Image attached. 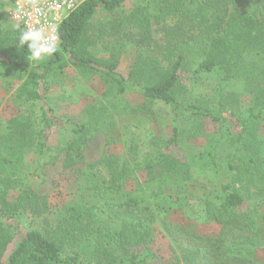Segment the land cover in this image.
Segmentation results:
<instances>
[{
	"label": "trees",
	"instance_id": "trees-1",
	"mask_svg": "<svg viewBox=\"0 0 264 264\" xmlns=\"http://www.w3.org/2000/svg\"><path fill=\"white\" fill-rule=\"evenodd\" d=\"M127 1L83 0L59 27L58 48L38 63L20 43L22 29L0 24V66L18 73L17 100L38 106L33 118L7 121L0 139V259L19 234L6 264H161L146 247L148 226L157 223L174 252L169 264H264L252 257L253 250L264 251V137L257 131L264 119V0H143L125 13ZM97 46L108 58L92 54ZM127 49L136 57L125 79L116 67ZM69 67L86 79L99 75L107 94H140L143 104L131 112L154 115L147 105L162 104L171 137L149 129L143 140H129L124 163L108 153L83 171L73 169L92 136L113 122L100 107H87L81 124L56 115L46 95ZM184 70L193 81L217 76L214 98L182 96ZM244 93L250 102L241 108ZM203 120L217 129L205 133ZM55 133L65 141L52 147ZM198 137L204 145L194 152L187 142ZM171 148L189 154L177 158ZM60 158L89 205L67 203L54 211L20 183V175ZM137 172L146 173V188L127 190V178ZM11 190L20 192L12 202ZM187 207L195 209V223L212 221L218 231L204 235L170 220V211ZM24 215L38 221L30 224Z\"/></svg>",
	"mask_w": 264,
	"mask_h": 264
},
{
	"label": "rangeland",
	"instance_id": "rangeland-1",
	"mask_svg": "<svg viewBox=\"0 0 264 264\" xmlns=\"http://www.w3.org/2000/svg\"><path fill=\"white\" fill-rule=\"evenodd\" d=\"M2 1V0H0ZM143 0H129L122 5L125 13H128L136 6H144ZM151 13V10H148ZM0 24L12 25L8 18L4 7H0ZM102 12L96 16L94 23L99 21ZM154 31L153 38L157 42H161V35L152 26ZM97 46L92 49V54L99 58H108L109 53ZM135 51L124 50L118 59L116 72H118L125 79L128 78L129 71L135 63ZM40 59H32V63H38ZM199 81H193L189 71L184 70L181 74L180 83L186 88V93L182 96L192 99H213L215 88L219 79L217 76L199 75ZM18 73L5 66H0V139L4 137L5 123L11 119H16L21 116L33 118L38 113L37 105L22 104L16 98V89L20 84ZM108 86L104 81L95 74L88 79L81 77L77 70L69 67L63 70V74L59 79V84L52 86L48 91L46 98L48 102L55 109L56 115L68 119L76 124H81L87 120V107L103 108L105 110L104 117H107L113 122L107 130H100L92 136L90 145L84 154V160L81 164L73 166V169L85 170L86 165L92 162L100 161L108 153L117 158L120 164L124 163L126 159V147L131 138H137L141 141L147 135V131L153 130V133L162 135L165 139L171 137V126L169 123V115L167 109L160 103L147 105L146 111L153 112H131L135 108L143 104V97L136 92H128L124 95L113 96L112 93L107 94ZM250 102V95L244 93L239 98V107H245ZM232 112H228V115ZM231 130L237 132L235 120L231 118ZM202 130L205 133H212L217 129V125L209 120H203L201 123ZM258 135L264 137V119L258 125ZM65 137L61 133H55L50 145L55 146L59 142L64 143ZM188 147L198 151L204 145V139L198 137L187 142ZM169 153L177 158L185 157L189 154L187 148L184 152H179L176 148H171ZM11 158V156H9ZM25 162L28 163L31 159L30 154L24 156ZM62 158H60L54 165L47 166L41 170L36 171L34 175L23 176L20 175V183L27 185L32 192L39 196H44L50 207L57 211L67 203H79L82 205H89L90 201L86 197L84 191H80L81 183L75 181V174L69 170L62 169ZM2 175H0V178ZM147 176L145 172H137L134 176H129L126 180L127 190L133 189L135 186H143L146 188ZM20 192L11 190L8 192V201L15 200ZM264 211L263 207L259 208ZM195 209L190 207L183 211H170V220L178 225L193 229L194 231L211 235L218 231L219 226L208 221L205 223H195L192 219ZM23 221L30 224L36 223L30 221L28 216L24 215ZM25 223V222H24ZM26 227V225H23ZM30 226V225H29ZM148 236L146 238V247L154 254L158 263L169 264L173 262L174 252L170 248L169 241L162 233L157 223L148 226ZM21 241V235L17 234L15 239L8 245L6 252L0 259V264H6L9 255L17 247ZM253 259L258 263H264V251L253 250Z\"/></svg>",
	"mask_w": 264,
	"mask_h": 264
},
{
	"label": "built area",
	"instance_id": "built-area-1",
	"mask_svg": "<svg viewBox=\"0 0 264 264\" xmlns=\"http://www.w3.org/2000/svg\"><path fill=\"white\" fill-rule=\"evenodd\" d=\"M83 0H2L11 23L22 31L42 30L55 45L59 46L58 30L63 21Z\"/></svg>",
	"mask_w": 264,
	"mask_h": 264
},
{
	"label": "clouds",
	"instance_id": "clouds-1",
	"mask_svg": "<svg viewBox=\"0 0 264 264\" xmlns=\"http://www.w3.org/2000/svg\"><path fill=\"white\" fill-rule=\"evenodd\" d=\"M19 40L21 44H27L33 59L38 60L42 55H51L56 50L54 43L44 36L42 30L39 29H29L22 32Z\"/></svg>",
	"mask_w": 264,
	"mask_h": 264
}]
</instances>
